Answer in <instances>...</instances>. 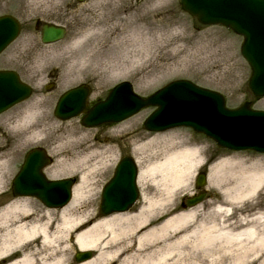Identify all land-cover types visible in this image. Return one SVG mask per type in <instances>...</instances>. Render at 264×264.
Listing matches in <instances>:
<instances>
[{
    "label": "bare ground",
    "instance_id": "6f19581e",
    "mask_svg": "<svg viewBox=\"0 0 264 264\" xmlns=\"http://www.w3.org/2000/svg\"><path fill=\"white\" fill-rule=\"evenodd\" d=\"M67 2L26 0V9L31 15H48ZM167 7L165 0H93L77 10L81 30L76 37L62 49L47 51L43 59L54 64L72 59L70 74L86 70L114 79L129 74L147 57L167 59L170 28L182 25L181 18L166 13ZM191 36L184 32V41ZM204 50L202 46L189 54L184 43V64L204 62ZM162 69L158 61L142 71L143 87L158 82L156 75ZM43 105L44 99H35L0 121V264H264V211L244 208L233 220V211L264 186V155L244 158L224 153L210 166L209 181L222 190L227 204L211 206L203 218H198L202 203L179 211L166 207L206 160L197 142L177 141L175 132L148 137L137 145V150L158 148L156 156L150 155L157 159L146 164L138 157L140 184L144 186L150 176L156 188L151 195L144 187L142 199L131 211L103 214L95 207L96 199L88 202L91 188L86 187V171L80 172L72 200L60 209L38 205L32 197L8 196L6 186L20 146L55 130ZM37 116L45 128L26 130ZM80 133L77 125H67L54 139L62 141ZM99 147L78 141L60 168L86 161ZM48 173L59 174L52 169ZM223 181L230 184L223 186ZM75 247L93 249L95 254L78 261L72 254Z\"/></svg>",
    "mask_w": 264,
    "mask_h": 264
},
{
    "label": "rangeland",
    "instance_id": "374dc122",
    "mask_svg": "<svg viewBox=\"0 0 264 264\" xmlns=\"http://www.w3.org/2000/svg\"><path fill=\"white\" fill-rule=\"evenodd\" d=\"M92 1L93 0H85L80 2L78 0H68L66 6L63 5V9L58 12L48 15L42 13L31 15L27 12L26 0H0V15L11 13L17 16L23 25L19 38L0 56V68H12L17 70L22 79L34 87V94L32 97L0 115V121L6 118L11 111L19 109V107L26 103L33 100L35 101V99H44L43 109L47 114L50 126L55 129L54 131L48 130V133H41L36 139L28 141L20 146L18 156L14 159L12 164V171L8 178V185L6 186L8 196H15L12 190L13 177L20 169L26 152L34 146L46 147L48 152L54 157V163L45 170L47 176L50 178L76 176L79 180L80 172L86 171L89 175L86 187L91 188V192L88 195L91 199H89L88 202L92 200L93 203L96 199L97 203L95 207L99 210L102 186L106 178L112 174L111 164L119 157L120 153L132 154L136 158L139 157L143 161V164L152 161V159H157L151 158L150 155L156 156L158 148L153 150H137V145L145 141L146 138L157 134L175 132L177 133V137L175 134L177 138L175 140L177 141H195L201 146L202 155L206 159L205 166L214 160L212 158H207L217 151V149H221V147L208 136L198 134L186 127L174 128L164 132L148 131L144 126V120L154 111L155 106H148L135 116L121 123L114 125L103 124L97 127L85 126L81 122V117L69 120H62L56 117L54 114V106L60 94L69 87L81 82H89L91 84L89 97L91 101H95L96 99L105 97L109 90L122 80L131 81L137 93L142 96H148L171 80L186 78L198 85L223 93L226 97L227 105L230 107H237L245 100H254L253 106L255 108L264 109V97L258 99L254 96L249 87V78L252 70L241 54L242 36L221 25H202L195 17L182 8L181 0H165L168 6L166 13H168V15L175 14L182 19V25H175L170 28L169 33L171 34V39L169 49L171 54L167 59H154L153 57L148 60L147 57L146 62L142 61L141 63H137L140 65L129 71V74L117 76L115 79L110 76H100L99 73L91 74L86 70L70 74L67 69L72 59L67 60L64 64L45 62L43 59L44 53L54 49H62L66 47L68 42L76 37L81 30L78 24L80 17L77 15V10L82 6L88 5ZM44 22H53L65 26L67 28V34L64 39L51 44L44 43L41 39V25ZM38 23L40 24L39 27H37ZM184 32L190 33L194 37H188L186 41H184ZM184 43L190 51L188 52L189 54H191L193 50H197L204 46V62L195 65L184 64L186 54L184 52ZM158 61L163 67L162 72L156 75L159 81L148 88H144L142 85V71L151 68ZM50 82L55 83L48 89L47 85L50 84ZM39 119L40 117L37 116L32 122V128H26V130L32 132L33 129L37 131L45 128L43 125L44 121L41 118L40 123L38 121ZM135 119L138 121L134 122ZM72 124L79 127V130H81L80 134L74 137H66L64 135L63 137L66 138L62 141L54 139L65 126ZM55 131H57L56 135L53 134ZM46 136L48 137L46 138ZM80 140L88 144L99 145L100 147L95 149L98 152L94 153L84 162L80 161L77 164L62 166L60 168L59 163L61 160L65 158L67 152ZM235 154H240L238 157H253V154L249 151ZM139 166L141 167L140 163ZM199 168L196 169L188 179V183L173 194L170 204L166 205L167 208L170 207L179 211L183 197L196 191L195 179ZM49 169L57 170L59 174L51 176L48 173ZM149 179L150 176H147L144 182L145 185L140 187L143 188L142 191L145 187V190L153 195L156 187ZM229 184V182H224L223 186H228ZM203 187L207 192L204 202L206 205L208 204L210 208H204L203 202L201 206H199L198 218H203L204 216L208 217L207 214H209L211 206L215 204H227L222 190L220 188L217 189L216 185H212L209 178L207 179L206 185ZM213 190H215L214 193ZM250 200L251 201H246L244 203L245 207L243 206L233 211L234 217L238 215V212L242 213L241 210L244 208L250 210V212L264 211V186L260 189V192L251 197ZM37 204L41 205L39 199ZM92 207L94 208L93 205ZM160 209H158V211H160ZM182 209H184L183 206ZM234 217L233 220L236 219V217ZM77 250H79V248L76 247L72 250L74 256ZM91 250L95 254V250Z\"/></svg>",
    "mask_w": 264,
    "mask_h": 264
},
{
    "label": "water",
    "instance_id": "95a60500",
    "mask_svg": "<svg viewBox=\"0 0 264 264\" xmlns=\"http://www.w3.org/2000/svg\"><path fill=\"white\" fill-rule=\"evenodd\" d=\"M83 1V0H80ZM184 9L206 24L222 23L244 35L242 53L252 66L250 86L257 95H264V0H182ZM19 21L11 15L0 16V53L19 34ZM64 26L45 23L42 39L46 43L61 40ZM31 87L19 79L15 71L0 70V113L31 95ZM90 89L81 85L65 92L55 109L61 119H70L86 113L82 122L97 126L121 121L142 107L159 105L146 120L147 128L164 130L174 126H192L213 137L220 145L233 150L254 149L264 152V111L251 109L246 101L237 109L226 107L224 96L214 90L200 87L188 80L173 81L151 96L137 94L129 81L117 84L108 97L88 108ZM52 159L42 148H34L14 179L16 194L36 195L50 206H64L71 196L72 179L49 181L43 168ZM136 167L133 160L121 161L117 173L105 191L103 213L128 210L136 200ZM206 183L200 173L197 186ZM56 194H64L59 198ZM205 198V192L190 197L193 206ZM91 251H78L77 260L91 257Z\"/></svg>",
    "mask_w": 264,
    "mask_h": 264
},
{
    "label": "flooded vegetation",
    "instance_id": "af4514ba",
    "mask_svg": "<svg viewBox=\"0 0 264 264\" xmlns=\"http://www.w3.org/2000/svg\"><path fill=\"white\" fill-rule=\"evenodd\" d=\"M124 155H125V154L120 153L119 157H118V158L112 163L113 168L116 166L118 160H120ZM216 155H218V153H216ZM109 179H110V177H107V178H106L105 184L108 182ZM105 184H104L103 186H105ZM140 200H141V199H140ZM41 204L44 206V203H43V202H41ZM184 207H185V203H184Z\"/></svg>",
    "mask_w": 264,
    "mask_h": 264
}]
</instances>
